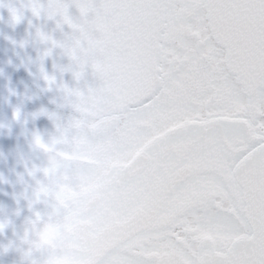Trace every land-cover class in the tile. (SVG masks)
<instances>
[{
  "label": "snow or ice",
  "instance_id": "1",
  "mask_svg": "<svg viewBox=\"0 0 264 264\" xmlns=\"http://www.w3.org/2000/svg\"><path fill=\"white\" fill-rule=\"evenodd\" d=\"M27 7L84 80L36 193L45 264H264V0Z\"/></svg>",
  "mask_w": 264,
  "mask_h": 264
},
{
  "label": "flooded vegetation",
  "instance_id": "2",
  "mask_svg": "<svg viewBox=\"0 0 264 264\" xmlns=\"http://www.w3.org/2000/svg\"><path fill=\"white\" fill-rule=\"evenodd\" d=\"M23 0H0L1 11L19 7ZM7 5V7H5ZM0 20V122L10 126V131L0 133V174L7 177V182L0 183V214L12 217L13 225L6 230L7 238L15 239L14 230L22 231L23 222L34 211L42 214L49 211V205L43 199L34 197L35 179L25 170L32 165L44 166L47 156L31 146V137L40 135L48 139L56 132V124L67 122L73 112L60 110L47 103L41 92L32 86L16 60V49L6 40L5 29ZM21 113L19 120H13V112ZM35 178L42 179L37 172ZM40 257L42 253L35 252ZM0 264H24L18 252L0 256Z\"/></svg>",
  "mask_w": 264,
  "mask_h": 264
},
{
  "label": "water",
  "instance_id": "3",
  "mask_svg": "<svg viewBox=\"0 0 264 264\" xmlns=\"http://www.w3.org/2000/svg\"><path fill=\"white\" fill-rule=\"evenodd\" d=\"M29 2L23 0L21 6L14 7L20 16L18 21L12 19L10 11H1L0 20L6 40L16 49V60L26 80L41 92L47 103L60 110L73 112L65 101L61 85L83 87L84 80H75L73 69L69 67L72 61L64 49L52 43V40H67L66 34L70 29L66 25L57 27L56 20L45 15L34 16L27 7ZM36 2L47 4L48 0ZM40 33L51 37V40H42ZM44 76L51 77L54 82H46Z\"/></svg>",
  "mask_w": 264,
  "mask_h": 264
},
{
  "label": "clouds",
  "instance_id": "4",
  "mask_svg": "<svg viewBox=\"0 0 264 264\" xmlns=\"http://www.w3.org/2000/svg\"><path fill=\"white\" fill-rule=\"evenodd\" d=\"M7 7V5H5ZM47 16L46 11L43 9L40 11L39 16ZM35 16V15H34ZM37 16V17H39ZM41 39L45 40L40 34ZM45 36V35H44ZM48 76H44L46 82L53 83L54 81L46 79ZM21 113L18 111L13 112V120H19ZM56 127V126H55ZM10 131V126L4 122H0V133ZM57 136L56 132L48 139H44L40 135H33L31 137V146L35 149L42 151L48 156L50 150H52L55 145L53 144V138ZM0 158H4V154L0 153ZM47 166V162L42 167L32 165L31 168L26 167L25 170L30 176L35 179L34 187V197L37 200L36 193L40 190L42 186H46L47 177L43 173L42 169ZM39 172L42 174V179L35 178V174ZM7 182V177L0 174V183ZM43 199V197H42ZM38 201V200H37ZM49 224V220L46 217V213H41L40 211H34L30 217H27L23 222L22 231L16 232L14 230L15 239L7 238L0 241V256L6 257L10 252H18L19 258L24 261V264H45V261L52 258L51 254L48 253L49 245L45 242V232L46 226ZM13 225V220L10 215L0 214V236L6 235V230ZM40 252L42 255L40 257L34 256L33 253Z\"/></svg>",
  "mask_w": 264,
  "mask_h": 264
}]
</instances>
